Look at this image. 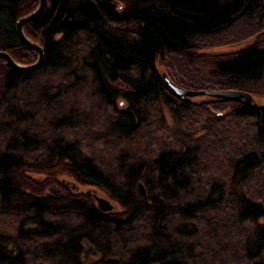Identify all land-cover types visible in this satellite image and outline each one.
<instances>
[{
    "label": "trees",
    "instance_id": "16d2710c",
    "mask_svg": "<svg viewBox=\"0 0 264 264\" xmlns=\"http://www.w3.org/2000/svg\"><path fill=\"white\" fill-rule=\"evenodd\" d=\"M36 5L0 0L17 64L36 59L15 31ZM239 24L263 31L264 0H46L23 28L41 66L0 60V264H264V111L189 104L161 78L264 103V42L205 52Z\"/></svg>",
    "mask_w": 264,
    "mask_h": 264
},
{
    "label": "water",
    "instance_id": "95a60500",
    "mask_svg": "<svg viewBox=\"0 0 264 264\" xmlns=\"http://www.w3.org/2000/svg\"><path fill=\"white\" fill-rule=\"evenodd\" d=\"M46 6V0H37V5L35 9L28 15L20 18L15 23V31L20 42L33 50L37 55V60L27 66L19 65L15 63L12 58L5 52H0V59L5 60L13 69L19 72H31L37 70L42 62H43V50L38 44L33 43L29 40L24 34L23 28L28 23L34 21L38 18L43 12ZM261 42H264V31L257 34L254 38L249 41H246L244 44L237 45L236 47L231 48L232 51L241 52L248 46H254ZM230 49V48H229ZM231 51V52H232ZM229 52V51H226ZM218 54V53H216ZM162 81L165 85L166 90L174 96L176 99L187 102L189 104L195 105H212V104H221V103H229V102H243L253 109L264 111V103L256 102L252 96L246 92L242 91H233V90H215V91H202V90H189L184 89L176 84H174L166 74L161 75ZM223 114H217L218 117H222ZM95 202L97 204L98 209L101 212H110L113 210V206L109 203V201L99 198L94 195Z\"/></svg>",
    "mask_w": 264,
    "mask_h": 264
},
{
    "label": "rangeland",
    "instance_id": "374dc122",
    "mask_svg": "<svg viewBox=\"0 0 264 264\" xmlns=\"http://www.w3.org/2000/svg\"><path fill=\"white\" fill-rule=\"evenodd\" d=\"M251 32H252L251 28H246V27H243L242 25L239 24V25L235 26L232 30L228 31L226 34L219 37L218 43L215 45V47L205 49V52L207 54L212 55V54H216V53H224L226 51H232L231 48L236 47L237 45L244 44ZM160 66H162V65H160ZM163 67H160V68L163 69ZM218 108L219 109L215 110L214 108L209 107L208 111H209L210 115L213 117L219 118L217 116V114H224V113H226V111L228 112V110H226L224 106L218 107ZM165 115L167 116V120H168L167 125L172 127V123L169 120L168 112H166ZM146 135L148 136L149 132L146 131L145 129H142L141 132L138 134L139 137H143V138L147 137ZM149 136H151V135H149ZM89 143H93V141H89ZM126 147L128 148V145ZM138 156H139V154L136 152L131 153V158H133V159L138 158ZM105 158H106V156H105ZM106 160H107V158H106ZM101 167H102L101 169L104 171V173L108 176L114 175V172H116L114 165L112 166L111 162L108 163V160ZM61 180L63 182H66V183L72 182V180L70 178H67V177H62ZM76 190L79 193H85L86 191L92 192V190H87L84 187L76 188ZM94 192H95L94 194L97 197L109 201V203L113 206V209L115 210L113 212H119L118 206L115 204V202L111 201L105 193H103L101 191H98V192L94 191ZM140 192H142V191H140ZM85 250H86V252H88V255H86L83 258V261L85 263H92V262H95L98 260V256L91 254V252L89 251V248H85Z\"/></svg>",
    "mask_w": 264,
    "mask_h": 264
},
{
    "label": "bare ground",
    "instance_id": "6f19581e",
    "mask_svg": "<svg viewBox=\"0 0 264 264\" xmlns=\"http://www.w3.org/2000/svg\"><path fill=\"white\" fill-rule=\"evenodd\" d=\"M34 10V9H33ZM32 10V11H33ZM31 11V12H32ZM31 12H29L28 14H30ZM27 14V15H28ZM252 30V32L250 33V35L248 36V38H247V40L246 41H249V40H251L252 38H254L257 34H259V33H261V32H263V31H260V32H258V33H256V30H254V29H251ZM36 44V43H35ZM39 46V45H38ZM40 47V46H39ZM0 52H2V51H0ZM0 60H3V59H0ZM13 60V59H12ZM37 60V55H36V59H35V61ZM3 61H5V60H3ZM35 61H33L32 63H34ZM6 62V61H5ZM15 62V61H14ZM7 63V62H6ZM16 63V62H15ZM32 63H29V64H26V65H24V66H27V65H30V64H32ZM7 65L9 66V67H11L8 63H7ZM19 65H21V64H19ZM12 68V67H11ZM13 69V68H12ZM13 70H15V69H13ZM15 71H17V70H15ZM19 72V71H18ZM32 72V71H31ZM22 73H27V72H22ZM182 88V87H181ZM185 89V88H184ZM189 90H191V89H189ZM168 92V91H167ZM169 93V92H168ZM170 94V93H169ZM171 95V94H170ZM172 96V95H171ZM174 97V96H173ZM141 185H139V190L140 191H142V189H141Z\"/></svg>",
    "mask_w": 264,
    "mask_h": 264
}]
</instances>
